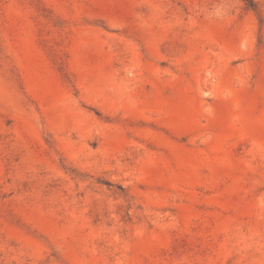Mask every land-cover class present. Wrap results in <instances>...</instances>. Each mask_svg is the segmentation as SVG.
Wrapping results in <instances>:
<instances>
[{
    "label": "rangeland",
    "instance_id": "1",
    "mask_svg": "<svg viewBox=\"0 0 264 264\" xmlns=\"http://www.w3.org/2000/svg\"><path fill=\"white\" fill-rule=\"evenodd\" d=\"M0 0V264H264V0Z\"/></svg>",
    "mask_w": 264,
    "mask_h": 264
},
{
    "label": "trees",
    "instance_id": "2",
    "mask_svg": "<svg viewBox=\"0 0 264 264\" xmlns=\"http://www.w3.org/2000/svg\"><path fill=\"white\" fill-rule=\"evenodd\" d=\"M246 1H248L251 4V6H254L253 5V0H246Z\"/></svg>",
    "mask_w": 264,
    "mask_h": 264
}]
</instances>
